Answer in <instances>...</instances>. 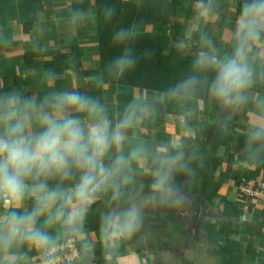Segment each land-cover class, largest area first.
I'll return each instance as SVG.
<instances>
[{
	"label": "clouds",
	"instance_id": "9594fccd",
	"mask_svg": "<svg viewBox=\"0 0 264 264\" xmlns=\"http://www.w3.org/2000/svg\"><path fill=\"white\" fill-rule=\"evenodd\" d=\"M79 14L86 19V13ZM100 14L109 22L116 8L105 4ZM141 32L133 24L111 33L109 44L119 52L103 65L110 79L120 80L137 67L135 44ZM8 43L10 38L0 34V44ZM27 43L39 51L32 39ZM174 44L183 47L178 40ZM192 67L191 74L170 88L171 95H190L206 87L225 109L246 104L257 80L264 79V0H240L230 51L223 56L201 52ZM257 110L261 116L251 125L241 151L246 162L260 166L264 101L257 102ZM145 114L144 106L133 101L113 121L99 98L78 88L52 91L39 101L18 88L0 92V264H33L34 259L59 264L61 245L69 241H79L80 259H87L95 244L85 239L86 221L98 202L105 207L98 240L111 264L122 241L142 233L148 209L179 208L189 202L190 194L177 178L197 174L203 159L195 145L191 156L182 146L150 154L140 143L125 151L129 130ZM149 155L148 190L133 197L129 190L145 171ZM33 252L35 257L29 255Z\"/></svg>",
	"mask_w": 264,
	"mask_h": 264
},
{
	"label": "crops",
	"instance_id": "0c3cea01",
	"mask_svg": "<svg viewBox=\"0 0 264 264\" xmlns=\"http://www.w3.org/2000/svg\"><path fill=\"white\" fill-rule=\"evenodd\" d=\"M126 1L135 4L140 2V0ZM234 1L218 0L211 4H205L198 0H187L184 14L182 16L170 14L167 26L161 22L138 26L142 29L141 34L167 36L169 47L175 46L174 41H180L183 47L179 49L185 55L196 58L201 52L210 51L214 56H223L231 49L233 23L237 15V6ZM74 12L77 14L73 15ZM80 12L87 14L86 19L81 18ZM94 15V0H0V34L10 38V43L0 44V92L18 88L22 90L24 96L31 97L30 95L36 93L46 95L64 88H78L81 91H87L88 81L100 78ZM169 25L183 28L184 38L171 36L167 30ZM191 36L199 37L195 40L194 45L198 47L201 46L200 43H203V50H198L184 42V39ZM29 39H32V42L42 51L57 50L67 53L71 49L77 48L81 52L79 68L69 67L56 73L46 70L45 63L51 57L33 54L35 51L27 43ZM208 41L212 42L211 45L207 43ZM83 72L89 74L83 75ZM96 97L105 105L107 113L113 121L117 120L133 101L143 105L146 109L145 118L134 129L129 130L125 151L133 144L140 143L148 151H166L182 146L185 154L191 156L193 145H195L196 155L203 159V163L198 165L194 180L184 176L178 177L177 180L179 183L181 180L187 190L188 186L196 190L204 181L202 179L204 168L212 161L207 163L206 159L215 156L221 157L220 167L223 170L226 169L224 164H227L229 152L241 151L237 144V133H231V126H235L237 123L240 125L241 133H248L251 125L261 116L257 110V102L264 101V79H258L250 92V97L254 101L252 110L238 121H235V116L239 112L238 107L229 110L219 103L211 105L202 99L173 96L167 92L121 84H104L101 93ZM154 101L177 104L179 111L176 114H166V119L163 121L156 120L151 112ZM229 113L232 115L230 121L226 118ZM223 124L227 128L223 129ZM210 126L215 128L209 134ZM221 128L223 135L226 136L229 133V137L225 138L220 134ZM232 142L233 146L230 145ZM234 146L238 149H234ZM144 168V173H147L149 168L147 157ZM246 168L248 165L245 162H238L232 165L231 169H235V174H238ZM225 176L222 177L226 179ZM233 178L234 182L239 180ZM215 179L221 183L218 189L221 197L215 196L213 202L215 203L216 200L235 202L226 195L230 183L220 177H215ZM144 192H147L144 177H140L136 182L135 190L130 194L136 197L137 194ZM258 196V202L261 204L258 208H262L264 207V197ZM241 197L245 198L247 195H241ZM190 198L193 199L192 195ZM235 204L240 207L237 202ZM150 212L151 209H148V215ZM145 223H148L147 219ZM215 227L218 228V225ZM147 229L145 224L142 233L132 239L122 241L119 256L117 259H113L111 264H151L148 253L151 246L146 244L148 236L144 235L149 231ZM233 237L237 238L241 244V264H264V228L259 236L249 235L241 230ZM243 237L247 238L246 242L243 241ZM85 239L95 244L93 250L102 252L97 230L91 231L87 228ZM147 243L151 244L150 239ZM156 244L154 243V246ZM136 246L140 249L136 250ZM157 246L155 247L157 248ZM65 251L68 252V250ZM76 253L78 256V251ZM151 253L156 255L155 250ZM29 255L35 257L34 252ZM102 255L106 260L103 252ZM74 259L65 263L74 264ZM165 262H161L156 256L155 264H165Z\"/></svg>",
	"mask_w": 264,
	"mask_h": 264
},
{
	"label": "trees",
	"instance_id": "16d2710c",
	"mask_svg": "<svg viewBox=\"0 0 264 264\" xmlns=\"http://www.w3.org/2000/svg\"><path fill=\"white\" fill-rule=\"evenodd\" d=\"M216 1L218 0L212 1L211 3ZM186 3L187 0H140L138 4L126 0H94V22L98 39L100 78L88 81L87 92L96 97L101 93L104 84H121L170 93V88L178 80L192 73V66L195 57L183 54L180 49L175 46L169 47L167 36L161 34H141V36L137 38L135 44V52L139 57L138 65L133 71L126 74L120 80L110 79L107 74L104 73L103 65L119 52V49L113 48L109 44L110 35L116 28L126 27L133 24L144 25L157 22H161V24L167 26L170 14H173L174 16H182L184 14ZM211 3L206 2L205 4ZM105 4L114 5L116 8V14L109 22H105L103 16L100 14V10ZM238 6L239 2L237 5V12ZM167 30H169L171 36L184 38V29L181 27L169 25ZM198 38V36H191L184 39V42L198 50H203V43H200L201 46L198 47L194 45L195 40ZM146 51H149L151 55H146ZM33 54L50 56V60L45 63V69L52 70L55 73L62 72L65 68H79L80 66L79 59L81 52L77 48H73L67 53H62L57 50L42 51L39 49V51L33 52ZM82 74L88 75L89 73L83 72ZM101 79L103 80V83L99 84L98 82ZM30 96L35 97L39 101L40 98L45 96V94L36 93L35 95ZM178 96L202 99L211 105L218 104V102L210 97L206 87L198 88L195 93L190 95ZM253 104L254 101L249 97L246 104L240 105L238 107L239 112L235 116V121L243 118L248 111H251ZM178 111L179 108L177 104L163 101H154L151 109L154 118L160 121L166 119V114H176ZM234 128L240 129V125L236 123ZM247 134L248 133L241 132L236 134L237 144L240 150L244 148ZM174 150L175 149H170L166 151ZM148 152L151 154L163 153L165 151L149 150ZM238 162H245L248 165V168L243 169L244 171L235 174V178L239 179V182L245 183L251 181L252 186H255L258 180H264V165L256 166L254 164H249L246 162L242 151H230L225 171L220 170L221 157L218 156L213 157L212 161L204 168L205 170H203L202 173V179H204V181L196 190L194 189V192L192 193L193 199L190 198L191 204L194 205V207L199 206V208L204 205H214L213 198L215 196L221 197L218 193L221 183L215 179L214 175L216 172H219L222 175L229 173L232 165H235ZM147 163L148 167H150V155L147 157ZM140 177H144V183L148 190V184L150 181L149 175L144 172L137 174L136 182ZM136 182L129 190L130 193L135 190ZM191 208L192 207H189V212L192 210ZM104 210L105 207L102 202L93 205L86 221L89 230L93 231L98 229L100 215ZM220 214L224 218L223 221L218 222L216 220L205 223L203 228L205 240L213 245L212 254L219 259L220 264H241V244L240 241L233 236L239 234L241 230H244L249 235L259 236L261 230L264 228V207L254 209L252 212L249 209L244 211L242 208L238 207L235 202L225 200L222 209H220ZM184 216L185 219L187 218L186 221H188L190 217L189 214H184ZM173 222L174 231L179 233L182 222H179L177 219ZM217 225L218 235L224 237L223 244H217L216 242L217 235L214 234L213 231ZM73 244L76 251H78V256L74 259V264H107L100 250H93L88 258L82 261L80 259L79 243ZM139 249L140 247L136 246V250ZM65 250H68V248H64L59 253L62 254ZM176 259L177 261L175 260L176 262L174 264H190V260L185 257H181L180 261L178 258ZM161 262L164 263V259ZM61 264L66 263L63 262Z\"/></svg>",
	"mask_w": 264,
	"mask_h": 264
},
{
	"label": "rangeland",
	"instance_id": "374dc122",
	"mask_svg": "<svg viewBox=\"0 0 264 264\" xmlns=\"http://www.w3.org/2000/svg\"><path fill=\"white\" fill-rule=\"evenodd\" d=\"M235 5H238L239 0H235ZM226 111V110H225ZM227 119L232 120V115L229 113V115H226ZM228 121V122H229ZM223 129L224 127L227 128L224 124L222 125ZM214 126H210L209 134L212 130H214ZM220 128V127H219ZM235 129V130H234ZM225 131V130H224ZM231 133H239L240 130L237 128H234V126H231ZM206 133V132H205ZM220 134L223 135L222 128L220 129ZM225 138L226 136L229 137V133L223 135ZM227 137V138H228ZM231 146H233V142L230 143ZM234 149H236V146H234ZM238 149V148H237ZM236 149V150H237ZM212 158L206 159V162H210ZM226 164H224L225 167ZM222 170V169H220ZM222 171H225L223 169ZM235 169H231L228 176L222 175L219 172H216L214 177L221 178L228 181L229 187L226 190V195L232 200H235L239 204L240 207H242L243 210H251V212L254 209H257L258 206L261 204L258 202L259 196H253L248 194L247 197H241V194L245 195L244 188H240L241 182L233 181L235 177ZM222 176H225L223 178ZM195 177V176H194ZM191 177L192 180H194ZM180 183L181 180H179ZM192 182V181H191ZM190 184V182H188ZM195 183V182H192ZM188 190H185L192 195L194 192V188L187 187ZM243 191V192H242ZM264 197V196H260ZM224 201L223 200H216L214 205H204L199 208V206L194 207V205L191 204L190 200L187 204H185L182 207L179 208H171V209H160V208H153L151 209L150 214L147 213V222L145 223L147 225V232L144 233L145 236H148L147 238L150 239L151 244H148V239L146 241V244L148 246H151L150 250H155L157 255L152 254L149 250V255L151 259V264H155L156 256L160 261L164 259L166 261V264H174L178 258L180 261L181 257H186L190 260V264H220L219 259L214 257L212 254L213 251V245L208 243L205 240V234H204V225L207 222L211 221H218L221 222L224 220L222 215L220 214V209H222ZM189 207H192L189 212ZM205 209H204V208ZM198 208V209H197ZM203 208V209H202ZM197 209V210H196ZM202 209V210H201ZM193 211V212H192ZM184 214H189V220L187 218L185 219ZM221 216V217H220ZM177 219L179 222H182L180 225V232L176 233L174 230V222L173 219ZM214 234L217 235V244L223 243V237L218 236V229L214 228ZM243 241H247V238L243 237ZM70 242V241H69ZM154 243H157L155 246L158 245V248L154 246ZM153 246V247H152ZM77 257V255H76ZM73 256V258H76ZM169 259V260H167ZM176 260V261H175Z\"/></svg>",
	"mask_w": 264,
	"mask_h": 264
},
{
	"label": "built area",
	"instance_id": "2783aa9c",
	"mask_svg": "<svg viewBox=\"0 0 264 264\" xmlns=\"http://www.w3.org/2000/svg\"><path fill=\"white\" fill-rule=\"evenodd\" d=\"M200 2L203 3H211L212 1L215 0H198ZM240 188H244V194L248 195H253V196H258V195H264V180L260 179L256 182L255 186H252V183L248 182V183H243L241 184ZM68 248V252L64 251V253H59V264L63 263V262H69L73 256H76V249L75 246L73 244V242H68L66 245H61V250H63L64 248ZM33 264H39L38 260L34 259L33 260Z\"/></svg>",
	"mask_w": 264,
	"mask_h": 264
}]
</instances>
